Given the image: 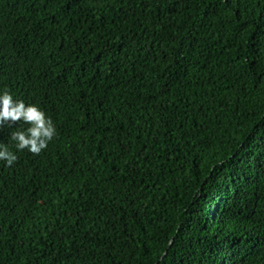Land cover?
I'll list each match as a JSON object with an SVG mask.
<instances>
[{
  "label": "trees",
  "instance_id": "obj_1",
  "mask_svg": "<svg viewBox=\"0 0 264 264\" xmlns=\"http://www.w3.org/2000/svg\"><path fill=\"white\" fill-rule=\"evenodd\" d=\"M0 89V264H264V0H0Z\"/></svg>",
  "mask_w": 264,
  "mask_h": 264
},
{
  "label": "clouds",
  "instance_id": "obj_2",
  "mask_svg": "<svg viewBox=\"0 0 264 264\" xmlns=\"http://www.w3.org/2000/svg\"><path fill=\"white\" fill-rule=\"evenodd\" d=\"M27 125L23 130L13 131L10 141L17 152L27 150L33 154L40 153L56 134L52 120L44 111L34 104L14 99L7 89H0V129L16 122ZM17 156L9 147L0 143V161L11 165Z\"/></svg>",
  "mask_w": 264,
  "mask_h": 264
}]
</instances>
